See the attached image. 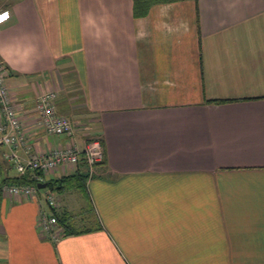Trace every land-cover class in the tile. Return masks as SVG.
<instances>
[{"label":"crops","instance_id":"obj_1","mask_svg":"<svg viewBox=\"0 0 264 264\" xmlns=\"http://www.w3.org/2000/svg\"><path fill=\"white\" fill-rule=\"evenodd\" d=\"M0 63L28 153L104 149L89 222L43 188L0 192V264H264V0H176L142 17L132 0H0ZM45 90L71 139L39 124ZM11 152L29 155L0 145L8 182ZM55 213L76 232L45 237Z\"/></svg>","mask_w":264,"mask_h":264},{"label":"built area","instance_id":"obj_2","mask_svg":"<svg viewBox=\"0 0 264 264\" xmlns=\"http://www.w3.org/2000/svg\"><path fill=\"white\" fill-rule=\"evenodd\" d=\"M56 98L57 92L55 90H45L37 94L35 107L38 113V122L45 133L62 135L71 139L74 133L73 123L68 117L58 113ZM24 132L23 124L17 115L15 102L6 84L5 67L0 63V145L8 147L24 145L25 151L28 153L29 148L25 141ZM28 154V157L22 161L16 153L11 152L9 159L13 161V166L20 176L30 172L36 184L44 182L48 174L60 167L77 166L81 155L86 161L90 174L94 172V167L104 159L103 145L97 138H89L82 150L70 140L68 144L63 146ZM36 184L2 183L0 180V191L14 197L29 198L36 196L38 192ZM44 194L48 205L56 203V198L53 197L54 193L51 189L45 191ZM39 228L45 237L53 241H57L62 236L57 219L53 215L43 214Z\"/></svg>","mask_w":264,"mask_h":264},{"label":"trees","instance_id":"obj_3","mask_svg":"<svg viewBox=\"0 0 264 264\" xmlns=\"http://www.w3.org/2000/svg\"><path fill=\"white\" fill-rule=\"evenodd\" d=\"M171 1H176V0H132V13L135 17H142L148 13L152 5L157 4V3L171 2ZM78 165H80L83 168L80 171H77L76 173H74L73 175L60 178V179L49 180V181L45 180L44 182L47 183V187H48L52 183L56 184L58 180H60L59 186H57V188L61 189L62 187H64L63 185L66 183V181H71L72 182L71 185H73L74 188L80 189L82 193L86 195L87 199L89 200L90 198L87 193L86 181L90 173H89V169H88V166L86 164L84 157L83 159L82 158L80 159ZM1 182L7 183L8 181L7 179H4V180H1ZM10 182L16 183V184H36L34 179L31 177V173L29 172L19 177L10 179ZM50 206L52 207L54 205H50ZM55 215H56L58 225H60V227L63 230V235H69V234H73L74 232H76V231L71 230V226H69V224L67 223L66 220H67L68 215L66 213H61V214L55 213ZM97 228H101V227L97 226Z\"/></svg>","mask_w":264,"mask_h":264},{"label":"rangeland","instance_id":"obj_4","mask_svg":"<svg viewBox=\"0 0 264 264\" xmlns=\"http://www.w3.org/2000/svg\"><path fill=\"white\" fill-rule=\"evenodd\" d=\"M38 93H40V92H38ZM66 116L69 117L68 115H66ZM71 184H72L71 181H66V183L63 185L64 187H62L60 189V192L58 191L59 189L57 190L58 185H56L55 183H52L48 187H45L46 189L43 188L42 190L47 191V190H50L52 188L51 190L54 193L53 197H55V198L59 197V199L62 200V203L65 206L71 207V206L76 205L78 217L79 218H85L86 220H84L83 222H89L90 221L89 215H92L89 200L87 199L86 195H84L82 193V191L80 189L74 188L73 185H71ZM57 192L59 194H57ZM43 197H45L44 193H43ZM74 221H78V218L76 217V220H74Z\"/></svg>","mask_w":264,"mask_h":264},{"label":"water","instance_id":"obj_5","mask_svg":"<svg viewBox=\"0 0 264 264\" xmlns=\"http://www.w3.org/2000/svg\"><path fill=\"white\" fill-rule=\"evenodd\" d=\"M36 186L38 188H45L47 186V183L46 182L37 183Z\"/></svg>","mask_w":264,"mask_h":264}]
</instances>
